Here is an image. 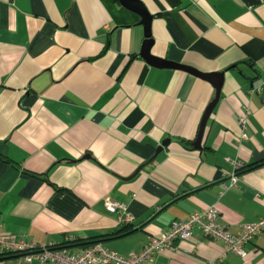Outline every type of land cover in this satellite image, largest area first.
<instances>
[{
	"label": "crops",
	"instance_id": "1",
	"mask_svg": "<svg viewBox=\"0 0 264 264\" xmlns=\"http://www.w3.org/2000/svg\"><path fill=\"white\" fill-rule=\"evenodd\" d=\"M137 1L149 35L121 0H0L3 233L128 257L210 207L232 233L264 219V0ZM149 42L155 61L222 81L155 66ZM193 234L153 264H264V235L241 258Z\"/></svg>",
	"mask_w": 264,
	"mask_h": 264
},
{
	"label": "built area",
	"instance_id": "2",
	"mask_svg": "<svg viewBox=\"0 0 264 264\" xmlns=\"http://www.w3.org/2000/svg\"><path fill=\"white\" fill-rule=\"evenodd\" d=\"M245 123V122H244ZM243 138H247L246 135ZM229 162H232L228 159ZM238 183L236 174L231 176L229 187H235ZM106 209L120 217L127 215L128 209L125 204L111 199L105 202ZM131 216L124 220L130 221ZM198 229L212 241H220L225 245L227 252L245 258L247 253L244 247L256 237L264 235V219L253 223L244 224L239 233H232L227 227L219 224V211L215 207L195 212L183 221H175L158 236L150 238L142 251L132 253L128 257L119 255L101 243L90 245L76 252L70 249L55 247H39L17 235H7L0 229V257L19 256L18 264H153L157 255L173 248L181 241L194 239V230ZM8 256V257H10Z\"/></svg>",
	"mask_w": 264,
	"mask_h": 264
},
{
	"label": "water",
	"instance_id": "3",
	"mask_svg": "<svg viewBox=\"0 0 264 264\" xmlns=\"http://www.w3.org/2000/svg\"><path fill=\"white\" fill-rule=\"evenodd\" d=\"M121 2L125 6H130L131 8H135L136 10H139L140 16L142 18V24L144 25V27L146 29V32L149 35L150 27H151V23H152V16L149 15V13L143 7V5H141L137 0H121ZM151 44H152V42L148 43L147 47L145 48V50L142 53V57L147 59L152 64H154V65L156 64L155 66H158V65H160V66H168V67H171V68H174V69L188 71V72H190L192 74H195V75L203 77V78H208V79L217 78L218 77L222 81V79H223V74L222 73L219 74V75L208 76V75H203V74L197 73L193 69L188 68V67H184V66H181V65H175V64H169V63H165V62L155 61V59L152 58L149 55V47L151 46ZM219 99H220V86L218 87L217 95H216L215 100L211 103V105H209V107L206 110L205 116H204L202 124H201L200 133L198 135V138H197L196 142L193 144V146L196 149H200L201 148V142H202V139H203V134H204V131H205V127L207 125V121L209 120V118L212 115L215 107L217 106V104L219 102ZM169 142H170L169 140L164 142L162 144L161 149L164 148L165 146H167V144H169Z\"/></svg>",
	"mask_w": 264,
	"mask_h": 264
},
{
	"label": "trees",
	"instance_id": "4",
	"mask_svg": "<svg viewBox=\"0 0 264 264\" xmlns=\"http://www.w3.org/2000/svg\"><path fill=\"white\" fill-rule=\"evenodd\" d=\"M96 243H100L98 240H95V241H90L89 243L87 242H84L82 240H71V241H67L63 244H61L60 246L58 247H55V248H59V249H71V248H75L77 247L78 249H84L90 245H93V244H96ZM10 256V255H8ZM8 256H5V257H0V259H4V258H7ZM19 258V256H10L9 258Z\"/></svg>",
	"mask_w": 264,
	"mask_h": 264
},
{
	"label": "rangeland",
	"instance_id": "5",
	"mask_svg": "<svg viewBox=\"0 0 264 264\" xmlns=\"http://www.w3.org/2000/svg\"><path fill=\"white\" fill-rule=\"evenodd\" d=\"M72 252H74V251H72Z\"/></svg>",
	"mask_w": 264,
	"mask_h": 264
}]
</instances>
